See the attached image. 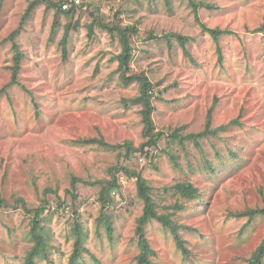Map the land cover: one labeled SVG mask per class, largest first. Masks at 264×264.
Returning <instances> with one entry per match:
<instances>
[{
    "label": "rangeland",
    "instance_id": "rangeland-1",
    "mask_svg": "<svg viewBox=\"0 0 264 264\" xmlns=\"http://www.w3.org/2000/svg\"><path fill=\"white\" fill-rule=\"evenodd\" d=\"M29 2L0 0V194L9 204H47L52 254L38 264H69L76 221L87 235L79 264H136L144 202L136 178L119 166L140 172L159 213L181 226L188 255L169 228L147 225L154 261L248 264L264 238V215L249 222L232 213L264 207V0H81L74 16L41 3L15 38L23 57L13 80L10 34ZM98 22L137 29L130 73L153 83L155 132L165 134L156 147H142L143 105L132 102L139 83L123 82L119 38ZM202 23L223 31L218 40ZM174 34L187 37L190 56ZM210 110L215 135L199 146L172 137L204 131ZM113 167L118 186L101 212L99 182ZM186 182L198 196L176 190ZM18 205L0 209V264H24L33 245L32 217Z\"/></svg>",
    "mask_w": 264,
    "mask_h": 264
},
{
    "label": "trees",
    "instance_id": "trees-1",
    "mask_svg": "<svg viewBox=\"0 0 264 264\" xmlns=\"http://www.w3.org/2000/svg\"><path fill=\"white\" fill-rule=\"evenodd\" d=\"M63 1L64 0L57 3L52 0H31V2H29V5L22 17L20 26L17 27L10 34V39H12V41L14 42L13 43V49H14L13 80H15L16 74L20 69V64L23 57V53L20 50L19 44L15 42V38L21 32L24 22L32 14L33 10L41 3L47 4L48 7L55 8L58 14H64L67 16H74L76 9L82 7L83 5V3L81 2L80 4H72L68 9H63L62 8ZM98 24L100 27L106 28L108 31H110V33L113 36H118L119 38L122 51L117 56V59L119 61L118 70L120 71L122 80L126 85H129L134 82L139 83V95L133 98L132 102L143 105V120L145 123L144 134L146 137H148V141L146 144L142 145V147L144 146H148L149 148L156 147L158 145V140L161 138V136H164L165 134L161 132H155L154 121L152 118V112L154 111V106L152 105V101H151L154 96L153 83L151 82L149 76H147L145 73H130V63L133 58V46L131 42L132 40L131 37H133L138 33L137 29L134 26L122 27L116 24H108V23H100V22H98ZM94 26L95 24L93 22L90 25L91 33L94 30ZM202 27L205 31L211 33L216 40H218L219 35L223 32L222 30L217 28H209L203 23H202ZM71 28L72 25L70 23L67 25V30L63 39L64 43L67 40ZM259 29L264 30V23L261 25V27H259ZM174 36H176V38L184 47L183 49L186 52V54L189 55V52L186 50L185 47L186 42L188 40L187 37H184L180 34H174ZM64 51H66V48H64ZM211 112L212 110L209 111V120L207 121V125L204 131L199 133L193 132L189 134H184L180 131V129H177L172 132V137L175 138V140H177L182 145H184L186 141L192 140L196 145L199 146L200 137L215 135L217 133L218 129L215 130V129H211L210 127ZM233 122H237V121L234 120ZM223 128H225V126ZM128 147L132 148L131 145H129ZM142 149L143 148L139 147L137 150L140 151ZM144 154L149 155L150 151H145ZM233 156L236 155L233 154ZM119 167L121 168V170L126 172V174H129L136 178L138 196L144 202L143 212L141 216L138 217L137 219V227L135 232L139 246V253L136 255V264H159L156 261H154V259H152L156 255V250L153 248L151 242L149 241L146 235L147 225L153 221H158L159 223L163 224L166 228H169V230H171L173 236L175 237L177 247L181 249L185 255H188L189 249L185 245L179 232V228L181 226L176 223V221L171 217L172 216L171 214L159 213L158 204L156 203V201L154 200L151 194V187L148 184L147 179L140 172L130 171L126 169V167H122V166ZM111 170H112L111 179L107 181L99 182L102 185L98 196L99 201L102 204L101 212H104V209L111 204L112 192L118 186V179L116 176V172L118 171L117 167L115 168L113 167L111 168ZM89 184H93V183H89ZM176 190L178 192H181L186 197L194 198L195 196H198V190L188 182L178 184L176 186ZM18 204H21L22 208L26 211V213L30 214L32 217L30 240L33 241V245L31 246L30 250L27 252V255L25 256L24 264H38L39 261L41 260L50 261V256L52 254L51 249L53 247V244L51 242L52 240L51 234L47 228V225L45 224V220L46 221L48 219L50 220V217L49 215H47L46 217L42 215L43 212L45 211V208L47 207V204L44 203L43 205H40L37 208H28L26 203L21 199H17V202H15L14 204H9L6 203L4 197H2V195L0 194V209L4 206L10 208H16L17 206H19ZM58 208L63 210L64 205L60 203L58 205ZM176 208H178V206ZM232 214L234 217L247 216L248 221L250 222L255 216L264 215V207L240 210L233 212ZM104 221L100 219V222L97 224L99 225ZM106 227L108 228V232L110 236H112V226L110 221L106 222ZM72 233L74 235V248L69 259V264H79V259L83 256V251L86 249L85 240L87 238V235L83 232L82 225L78 221L75 222V225L72 229ZM248 264H264V238L261 240L255 252L252 254L251 258L248 261Z\"/></svg>",
    "mask_w": 264,
    "mask_h": 264
},
{
    "label": "built area",
    "instance_id": "built-area-1",
    "mask_svg": "<svg viewBox=\"0 0 264 264\" xmlns=\"http://www.w3.org/2000/svg\"><path fill=\"white\" fill-rule=\"evenodd\" d=\"M81 0H64L62 2V8L68 9L72 4H80Z\"/></svg>",
    "mask_w": 264,
    "mask_h": 264
}]
</instances>
